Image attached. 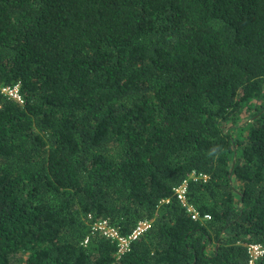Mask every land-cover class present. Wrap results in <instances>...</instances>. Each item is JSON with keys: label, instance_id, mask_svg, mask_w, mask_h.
<instances>
[{"label": "trees", "instance_id": "trees-1", "mask_svg": "<svg viewBox=\"0 0 264 264\" xmlns=\"http://www.w3.org/2000/svg\"><path fill=\"white\" fill-rule=\"evenodd\" d=\"M100 219L152 226L118 253ZM250 244L264 0H0V264H249Z\"/></svg>", "mask_w": 264, "mask_h": 264}, {"label": "built area", "instance_id": "built-area-1", "mask_svg": "<svg viewBox=\"0 0 264 264\" xmlns=\"http://www.w3.org/2000/svg\"><path fill=\"white\" fill-rule=\"evenodd\" d=\"M2 92L8 95L11 98L17 99L19 101L22 100V97L19 93V86L16 85L14 87H3ZM191 179L195 181L203 180L206 181L208 176L206 174H198L197 172H193L190 175ZM187 184L188 180H186L181 186L175 189V194L177 195L178 199L186 206L187 211L192 214V218L198 220L201 218L200 213L193 208V206L187 204ZM210 218L209 215H205L204 219ZM152 226L151 221L149 220H142L140 221L136 227L133 229L131 233L128 235H123L119 228L112 225L108 219H100L97 221L92 222V231L93 232H101L105 237L110 239L113 243L117 245L118 253H124L130 250L131 244L141 235H143L147 230H149ZM88 242V238L85 241ZM264 250L262 245L260 244H250L249 246V254H250V263L249 264H256V261L260 255H263Z\"/></svg>", "mask_w": 264, "mask_h": 264}]
</instances>
